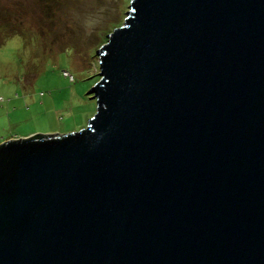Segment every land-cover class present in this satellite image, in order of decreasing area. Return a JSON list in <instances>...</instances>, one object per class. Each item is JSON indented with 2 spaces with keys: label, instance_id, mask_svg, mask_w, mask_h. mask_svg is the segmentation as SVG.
I'll use <instances>...</instances> for the list:
<instances>
[{
  "label": "water",
  "instance_id": "water-1",
  "mask_svg": "<svg viewBox=\"0 0 264 264\" xmlns=\"http://www.w3.org/2000/svg\"><path fill=\"white\" fill-rule=\"evenodd\" d=\"M96 52L84 129L0 144V264H264V0H132Z\"/></svg>",
  "mask_w": 264,
  "mask_h": 264
},
{
  "label": "rangeland",
  "instance_id": "rangeland-1",
  "mask_svg": "<svg viewBox=\"0 0 264 264\" xmlns=\"http://www.w3.org/2000/svg\"><path fill=\"white\" fill-rule=\"evenodd\" d=\"M131 1L0 0V142L85 128L96 110V51Z\"/></svg>",
  "mask_w": 264,
  "mask_h": 264
},
{
  "label": "clouds",
  "instance_id": "clouds-1",
  "mask_svg": "<svg viewBox=\"0 0 264 264\" xmlns=\"http://www.w3.org/2000/svg\"><path fill=\"white\" fill-rule=\"evenodd\" d=\"M13 44H15V40L9 42V46H12Z\"/></svg>",
  "mask_w": 264,
  "mask_h": 264
},
{
  "label": "crops",
  "instance_id": "crops-1",
  "mask_svg": "<svg viewBox=\"0 0 264 264\" xmlns=\"http://www.w3.org/2000/svg\"><path fill=\"white\" fill-rule=\"evenodd\" d=\"M8 96H10V97H12V95H9V94H7ZM15 103V102H14ZM2 142H0V144H1Z\"/></svg>",
  "mask_w": 264,
  "mask_h": 264
},
{
  "label": "trees",
  "instance_id": "trees-1",
  "mask_svg": "<svg viewBox=\"0 0 264 264\" xmlns=\"http://www.w3.org/2000/svg\"><path fill=\"white\" fill-rule=\"evenodd\" d=\"M35 138H39V137L37 136V137H35Z\"/></svg>",
  "mask_w": 264,
  "mask_h": 264
}]
</instances>
